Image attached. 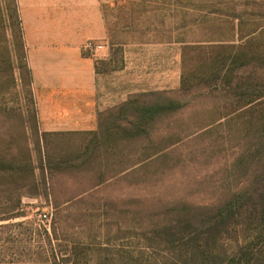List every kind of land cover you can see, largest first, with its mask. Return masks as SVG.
I'll return each instance as SVG.
<instances>
[{
  "label": "rangeland",
  "instance_id": "374dc122",
  "mask_svg": "<svg viewBox=\"0 0 264 264\" xmlns=\"http://www.w3.org/2000/svg\"><path fill=\"white\" fill-rule=\"evenodd\" d=\"M10 4L0 0V158L30 156L37 164L41 155L29 118L37 114L33 76L16 57ZM101 11L106 35L92 40L105 49L85 50L88 39L82 50L119 102L103 111L108 115L125 100L156 89L190 102L150 136L97 149L81 170L46 171L49 196H23V215L0 220V264L46 259V232L54 219L64 246L93 241L143 249L139 236L169 218L162 202L214 204L235 186L233 180L227 186L225 176L264 123V92L252 101L256 95L239 91L245 83L264 90V0H109L101 2ZM88 131H49L43 157L82 152L93 137ZM35 172L42 174L40 168ZM12 176L0 171V218L17 211L7 191ZM143 250L152 254L150 247ZM155 250L167 253L165 246Z\"/></svg>",
  "mask_w": 264,
  "mask_h": 264
},
{
  "label": "trees",
  "instance_id": "16d2710c",
  "mask_svg": "<svg viewBox=\"0 0 264 264\" xmlns=\"http://www.w3.org/2000/svg\"><path fill=\"white\" fill-rule=\"evenodd\" d=\"M9 16L15 21L13 37L16 39V57L21 67L31 74L27 61V48L23 34L22 17L18 0H10ZM1 9V6H0ZM230 10L237 13L234 6ZM239 15V14H238ZM236 16V15H235ZM238 17V16H237ZM7 38V33L5 34ZM7 61L13 66V55L8 49ZM96 66V64H95ZM239 91L252 101L263 95L259 84L245 83ZM143 97L129 98L122 102L115 112H99V125L90 130L93 137L85 149L63 158H44L42 152H48L49 131H40L36 112L29 118L34 122L36 138L34 148L40 153L35 164L31 157L20 160L11 157L0 158V171L13 173L8 191L13 211L6 217L10 219L22 216L20 212L22 197L49 196V177L47 171L81 170L95 158L96 150L114 146L122 140L148 137L156 125L183 108L190 100H183L169 94L166 90H149L138 94ZM107 115V116H105ZM87 131V130H85ZM72 132V131H67ZM40 168L42 174L36 176ZM26 178V182L24 181ZM234 187L230 186V182ZM105 180H102V183ZM229 191L214 204L192 205L184 201H165L160 204L165 212L164 223L150 228L138 243L150 247L152 254L147 255L141 248L130 250L125 244L114 242L111 246L92 242L74 241L63 245L59 236L57 221L51 231H47L48 255L39 256L35 264H264V123L252 135V140L239 152L225 176ZM76 199L71 198L69 201ZM177 202V203H175ZM58 205V204H57ZM120 238V237H118ZM56 239V241H54ZM142 239V240H141ZM165 246L166 254L155 252L157 247ZM94 254H97L94 256ZM158 254V255H157Z\"/></svg>",
  "mask_w": 264,
  "mask_h": 264
},
{
  "label": "crops",
  "instance_id": "0c3cea01",
  "mask_svg": "<svg viewBox=\"0 0 264 264\" xmlns=\"http://www.w3.org/2000/svg\"><path fill=\"white\" fill-rule=\"evenodd\" d=\"M103 1L18 0L41 131L96 130L99 112L119 103L82 50L106 35Z\"/></svg>",
  "mask_w": 264,
  "mask_h": 264
},
{
  "label": "built area",
  "instance_id": "2783aa9c",
  "mask_svg": "<svg viewBox=\"0 0 264 264\" xmlns=\"http://www.w3.org/2000/svg\"><path fill=\"white\" fill-rule=\"evenodd\" d=\"M85 50L90 51L93 54H98L99 52H102L105 49V44L100 42H95L94 40L90 39L84 44ZM45 219L49 218V214L44 213L43 216H41Z\"/></svg>",
  "mask_w": 264,
  "mask_h": 264
}]
</instances>
